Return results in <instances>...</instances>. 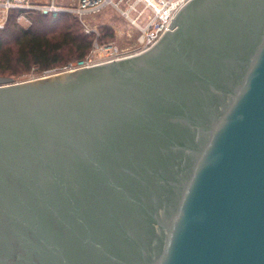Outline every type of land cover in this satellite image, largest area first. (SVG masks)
I'll return each mask as SVG.
<instances>
[{
  "label": "water",
  "instance_id": "obj_1",
  "mask_svg": "<svg viewBox=\"0 0 264 264\" xmlns=\"http://www.w3.org/2000/svg\"><path fill=\"white\" fill-rule=\"evenodd\" d=\"M0 264H264V0L0 79Z\"/></svg>",
  "mask_w": 264,
  "mask_h": 264
},
{
  "label": "built area",
  "instance_id": "obj_2",
  "mask_svg": "<svg viewBox=\"0 0 264 264\" xmlns=\"http://www.w3.org/2000/svg\"><path fill=\"white\" fill-rule=\"evenodd\" d=\"M186 1L188 0H0V30L6 27L16 12V22L23 27L31 25L29 15L32 13L53 16L63 12L73 14L79 18L87 33L96 34L87 57L60 71L74 70L134 55L149 48L162 36L177 10ZM138 5H142V8L139 9ZM107 8L119 11L140 31L139 48L136 51L120 49L114 43H101L97 29L87 25L86 18L98 15ZM54 72L59 71L54 69L45 73Z\"/></svg>",
  "mask_w": 264,
  "mask_h": 264
},
{
  "label": "trees",
  "instance_id": "obj_3",
  "mask_svg": "<svg viewBox=\"0 0 264 264\" xmlns=\"http://www.w3.org/2000/svg\"><path fill=\"white\" fill-rule=\"evenodd\" d=\"M18 12L0 30V75L18 77L37 71L60 70L83 60L92 49L95 33H87L68 12L56 16L30 14L27 28L16 22ZM102 26L98 40L108 43L112 31Z\"/></svg>",
  "mask_w": 264,
  "mask_h": 264
},
{
  "label": "rangeland",
  "instance_id": "obj_4",
  "mask_svg": "<svg viewBox=\"0 0 264 264\" xmlns=\"http://www.w3.org/2000/svg\"><path fill=\"white\" fill-rule=\"evenodd\" d=\"M138 8L141 9L142 5H138ZM132 17H135V14H132ZM79 22L81 23L80 20ZM86 23L90 28H96L99 34L102 26H107L110 29L109 31H112V35L107 37L110 40V42L108 43H114L120 49L136 51L139 48V38L141 35L140 31L132 24V22L128 18L123 16L116 9L107 8L98 15L86 18ZM81 25L83 24L81 23ZM45 74L47 73L32 71L29 74L18 77H8L0 75V79L12 78L15 82H22L43 77L45 76Z\"/></svg>",
  "mask_w": 264,
  "mask_h": 264
}]
</instances>
